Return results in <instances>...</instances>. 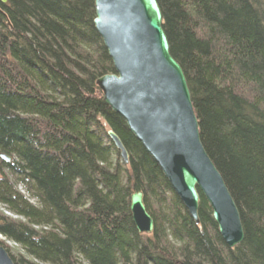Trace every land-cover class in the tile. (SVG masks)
Instances as JSON below:
<instances>
[{
  "label": "trees",
  "instance_id": "16d2710c",
  "mask_svg": "<svg viewBox=\"0 0 264 264\" xmlns=\"http://www.w3.org/2000/svg\"><path fill=\"white\" fill-rule=\"evenodd\" d=\"M204 148L245 231L191 217L97 82L115 73L95 0L0 2V236L15 264H264V0H158ZM119 135L126 164L108 134ZM9 158L6 160L3 158ZM23 189L24 193L20 191ZM155 221L137 230L132 194Z\"/></svg>",
  "mask_w": 264,
  "mask_h": 264
},
{
  "label": "water",
  "instance_id": "95a60500",
  "mask_svg": "<svg viewBox=\"0 0 264 264\" xmlns=\"http://www.w3.org/2000/svg\"><path fill=\"white\" fill-rule=\"evenodd\" d=\"M95 1L94 24L115 67V73L97 82L104 101L124 119L197 224L200 194L205 196L221 237L234 249L245 239L239 208L201 141L190 87L171 53L159 1ZM108 134L128 164L125 144L113 130ZM131 199L137 230L152 234L155 221L146 208L144 194L136 192ZM0 264H15L3 246Z\"/></svg>",
  "mask_w": 264,
  "mask_h": 264
},
{
  "label": "rangeland",
  "instance_id": "374dc122",
  "mask_svg": "<svg viewBox=\"0 0 264 264\" xmlns=\"http://www.w3.org/2000/svg\"><path fill=\"white\" fill-rule=\"evenodd\" d=\"M20 191H22L23 193H24V191H23V189L22 188H20ZM0 211H4V213H5V215H8V216H13V217H15L16 218V216L15 215H13L12 213L10 214L9 212H7L6 211V208H4L2 205H0ZM3 242V244H4V246L7 248V249H10L11 250V252H12V255H14V256H19V254H21V253H23L24 251L21 249V248H19V246H17V244L16 243H14V242H11V241H9V240H7V238H5L4 236H0V242ZM4 247V248H5Z\"/></svg>",
  "mask_w": 264,
  "mask_h": 264
}]
</instances>
